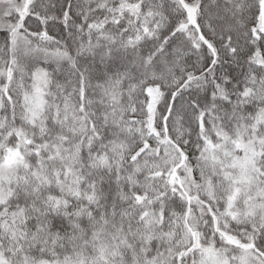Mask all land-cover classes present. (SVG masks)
<instances>
[{"label":"snow or ice","instance_id":"snow-or-ice-1","mask_svg":"<svg viewBox=\"0 0 264 264\" xmlns=\"http://www.w3.org/2000/svg\"><path fill=\"white\" fill-rule=\"evenodd\" d=\"M0 264H264V0H0Z\"/></svg>","mask_w":264,"mask_h":264}]
</instances>
